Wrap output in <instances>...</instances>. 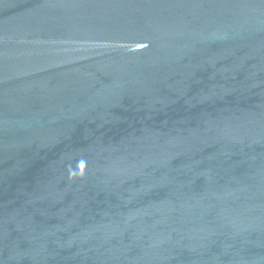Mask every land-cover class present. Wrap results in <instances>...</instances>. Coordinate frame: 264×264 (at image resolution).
Returning <instances> with one entry per match:
<instances>
[{
  "label": "water",
  "instance_id": "obj_1",
  "mask_svg": "<svg viewBox=\"0 0 264 264\" xmlns=\"http://www.w3.org/2000/svg\"><path fill=\"white\" fill-rule=\"evenodd\" d=\"M0 264H264V0H0Z\"/></svg>",
  "mask_w": 264,
  "mask_h": 264
}]
</instances>
